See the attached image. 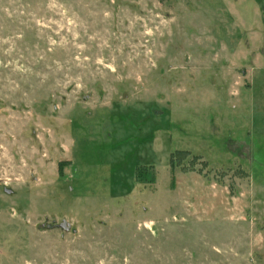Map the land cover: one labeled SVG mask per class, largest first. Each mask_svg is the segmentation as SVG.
<instances>
[{
    "label": "rangeland",
    "instance_id": "rangeland-1",
    "mask_svg": "<svg viewBox=\"0 0 264 264\" xmlns=\"http://www.w3.org/2000/svg\"><path fill=\"white\" fill-rule=\"evenodd\" d=\"M0 264H264V0H0Z\"/></svg>",
    "mask_w": 264,
    "mask_h": 264
}]
</instances>
